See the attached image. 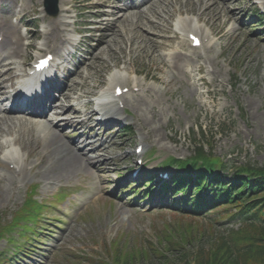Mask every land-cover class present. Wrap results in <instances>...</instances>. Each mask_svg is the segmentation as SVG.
Here are the masks:
<instances>
[{"label": "rangeland", "instance_id": "1", "mask_svg": "<svg viewBox=\"0 0 264 264\" xmlns=\"http://www.w3.org/2000/svg\"><path fill=\"white\" fill-rule=\"evenodd\" d=\"M21 1L0 0V16L7 19L9 23L14 6L16 3L20 4ZM66 1L77 15L73 18L75 28L78 31L84 30L83 24L90 21L91 17L83 9H91L89 7L93 6L95 1ZM199 1L203 2L204 0H156V2L154 0L151 2L154 5L150 8H147L150 5L144 6V11H146L142 19L130 17V22H124L122 27L127 26L134 34L137 31L143 38L147 34L139 27L152 32L148 21H155V16H157L156 27L158 29L156 30L166 32L179 5L183 8V12L195 15L202 13L204 5H200ZM41 4L42 1L39 3L37 0H34V4L30 0L25 2V13H31L32 10L37 13L31 14V17L36 19L34 26L39 27L38 30L42 23L50 24L51 22V20L43 21V15L38 13ZM236 7L243 10L245 4L240 1ZM2 8H7L6 13H1ZM105 10L104 8L98 9V11ZM81 11L84 13L82 14ZM215 13L211 10L210 14L203 15L202 19V24L208 31L207 35L213 34L214 43L210 51L205 54L206 58L200 62V77H204L206 84L197 82V87L186 85L181 79L172 77L169 68L164 67L165 62L163 59L161 60V57L173 54L176 50L188 54L184 44L168 40L171 36L169 32L165 35L164 40H158L156 48L155 46L146 47L143 44L145 42H141L139 45H133V52L129 54L125 52L126 46L122 40L117 39L118 33L117 38L113 36L114 40L108 37L109 47L103 45L106 46L105 50L100 49L102 52H99L98 55L99 49L95 50L96 42L84 38L86 35L92 38V35L89 33L78 35V38H82L80 46H77V51L81 55L75 53L72 59L68 60L69 66L66 68L68 71L71 66L74 68L76 65L83 66L78 74H71V90H74L71 92L72 95L78 91L84 97L83 100H88L97 90L107 84L106 77L115 67L121 68L128 62L135 63L141 75L146 78V84H153L158 88L157 101L159 103L153 104L155 103L153 99H149L147 104L136 106L137 109L131 107L141 125H137L135 130L129 134H125L123 130L113 133L114 136L118 135L114 141L116 151H121L124 158L126 153L130 154L127 155L126 166L128 158L133 154L134 146L139 142L138 136L141 135L148 141L150 149L155 150L159 155L162 152L164 157L168 154L182 158L193 157L196 149L203 147L206 153L222 158L230 173L246 163L259 169L264 168V33L258 31L256 34H251L247 28L254 25L256 21L250 20L247 23L242 19L243 14H241L239 15L240 22H236V24L242 28L243 32H249L246 34L247 39L243 40V37L232 36L227 32L229 23L221 22ZM227 13V10L222 12L223 15H227ZM146 16L148 19H145ZM38 36L33 40L35 44L39 41L43 42L41 35ZM139 40L138 37L137 42ZM46 48L48 47L46 46ZM31 53L32 51H30ZM60 53L63 52L60 51ZM82 62L84 64H81ZM190 67L197 70L195 65H190ZM196 76L197 73L194 74V77ZM136 102L137 100L134 101V103ZM73 131L74 129H63L61 132L67 139L58 135L54 137L55 142L60 139L64 143L75 141L78 134ZM94 132L90 133L94 134ZM96 132H99V129ZM156 165H159V162ZM111 168L115 169L116 167L111 165ZM111 168L104 171L107 172L106 175L100 174L101 177L95 171L92 173L82 171L85 173L70 180L69 183H82L85 191L80 195L69 197L65 202H55L58 209L66 210L69 213V218L65 219V223L60 221L61 229L48 225V229L57 234L55 238L44 237L43 244L36 253H33L32 260L23 258L22 261H14L16 254L14 255L13 249L23 244L24 241L21 237L24 234L22 230L17 229L11 235L12 240L1 238L0 258L3 254L9 259V262L5 261L4 264H85L84 261L75 259V255L89 257L90 254H93V250L100 246V242L104 248V243L107 240L104 238L103 231L106 227L107 230H110V241L122 240V242L128 243L131 252L143 249L145 246L143 244L149 241L158 244L156 232L165 230L167 224L180 227L182 224L189 223L197 231L201 230L205 234L202 235L199 245L206 251L212 245L209 231L213 230L214 237H217L220 235L221 229L226 230L227 227H233V223L231 224L228 219L221 220L212 214L201 217H185L178 211L172 214L144 210L141 205V208H137L135 200L120 201L117 196L112 197L110 194L116 192V187L108 184V180L112 178V172L109 170ZM87 179H91L92 182ZM28 181L33 183L30 179ZM96 181L101 184L94 183ZM4 184L5 182L0 186ZM1 190H3L2 186ZM53 191L54 189H48L42 197L39 195V198L51 199L56 192ZM99 191H102L100 203L98 206H91L89 198ZM15 193V197L9 195V198H13L11 200H7V198L0 200V216H3L6 223L10 222V217L24 203L25 197L30 193L29 187L17 189ZM127 197L128 195H125V198ZM110 200L115 205L113 222L111 221L113 214L109 211L111 206L108 208L104 206V203ZM47 213L49 218H52L57 211L53 210V213L51 211ZM175 213L180 214V217ZM59 220L64 219L61 217ZM124 247L126 248V246ZM157 247L159 246L157 245Z\"/></svg>", "mask_w": 264, "mask_h": 264}, {"label": "bare ground", "instance_id": "2", "mask_svg": "<svg viewBox=\"0 0 264 264\" xmlns=\"http://www.w3.org/2000/svg\"><path fill=\"white\" fill-rule=\"evenodd\" d=\"M232 2L234 1L221 0L220 5H222L223 7H230L232 5ZM153 5L154 3H151L148 8ZM205 8L211 9V4L208 3L207 5H205ZM4 13H6V11ZM138 15L143 17L142 12H140ZM188 28L192 30V27L189 26ZM17 29L18 28H16L15 26L10 25L7 19H4V17L0 16V32L3 31L5 33V39L0 44V51H8L4 57L0 58V69L6 68L4 73L0 72V139L3 137L12 136V141L6 140L4 145L0 144V151L4 148L8 149L11 145L18 146L19 148L21 147L20 149H23L25 151L27 163H31L30 165L24 164V166L19 169L22 173L29 174L31 175V177H36L38 174H40L43 181H69L79 176L80 172L87 171L89 163L86 159L85 151L103 145V142L97 143L98 141H96L95 136L84 133L75 140L77 144L72 145L70 143H64L65 146H63L62 148H55L54 150L49 152V150L54 145L52 142H55V134L53 132L56 131V128L73 126L77 129H80V127L83 126L84 123H87L91 130H93L91 126L92 124L90 123V113H87L86 121L83 123L75 121V117H70V119H68L66 118V115H64V112L71 109L75 112L73 115L76 116L78 114V109L72 108L70 106H65L64 104L59 102L61 100L60 97L59 99L51 98L50 93V96L45 100L40 99L38 105L33 106L31 104H28L25 106V108L18 107L16 109L13 105H10L9 108L5 110L2 109L3 100L9 102L11 98V92L7 93L4 91L5 89H7L5 88L6 83L12 82L14 79L19 78L20 76L17 68L14 67L12 63H7L6 59L14 58L21 60L25 58L26 51L28 49H32L33 47V43H29L27 47H23L21 44V38L17 37L16 44H18L19 46H14L11 48V41L15 37ZM59 29V27L53 26L52 31H49L51 32L53 41H56L55 31H58ZM195 30L197 33H200L199 29L196 28ZM150 40L152 43L155 42V39L152 37H150ZM102 44H105L107 47H109L110 42L108 43L106 39V41ZM43 46L44 45H42L36 52V57H39V55L42 53ZM106 46H103L102 50H105L104 47ZM102 50H99L97 52V55L99 52H102ZM180 56L181 54L178 53L175 57L177 58ZM187 61L189 60L183 58L181 63H179L177 59H174L171 65V69L183 71L182 63H186ZM23 65H25V63H23ZM113 75L114 77L112 78V85H116L118 83H121V81H124V76H122V74L117 72ZM150 96L151 95H149V97ZM62 97L68 98L67 95H63ZM72 101L76 100L73 99ZM81 107H83V105H81ZM104 109H108V112L110 114V117L106 115L104 121H108L113 117H118L116 115L117 112L113 110V106H109V108L104 107ZM48 112L52 114V119L56 120L57 118H62L60 123H58L55 128H52V131L47 122L38 123V120L43 119ZM51 127H53L52 123ZM58 141L61 142L62 140L60 139ZM55 144L57 143L55 142ZM33 155L37 158L38 162L41 165V168H38L36 159H31ZM22 157L24 159V155ZM56 158H58V160L57 162H54ZM13 163H15L16 165H18L19 163V160H17L14 156H12V162H3V159H0V168L3 172V174L0 175V182L7 181V185H10V183L12 184V186L14 185L15 179L10 173L12 172L10 171V165H12ZM49 164H51V166L47 169L45 166ZM28 166L32 167L31 172H27ZM24 178L22 179V182L25 181ZM9 192L10 191L1 190L0 195L8 194ZM0 199H2L1 196Z\"/></svg>", "mask_w": 264, "mask_h": 264}, {"label": "trees", "instance_id": "3", "mask_svg": "<svg viewBox=\"0 0 264 264\" xmlns=\"http://www.w3.org/2000/svg\"><path fill=\"white\" fill-rule=\"evenodd\" d=\"M253 169H240L224 195L212 201L236 208L238 212L232 219L240 217L243 227L227 239H216L207 251L200 247L195 254L172 244L174 247H169L168 252L173 254V259L159 264H264V173H254ZM242 172L248 176L243 177Z\"/></svg>", "mask_w": 264, "mask_h": 264}]
</instances>
